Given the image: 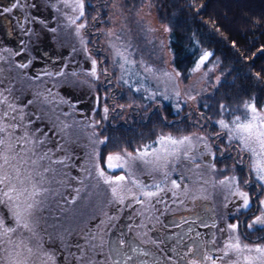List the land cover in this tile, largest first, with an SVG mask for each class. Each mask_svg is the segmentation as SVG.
Wrapping results in <instances>:
<instances>
[{"label": "rangeland", "instance_id": "1", "mask_svg": "<svg viewBox=\"0 0 264 264\" xmlns=\"http://www.w3.org/2000/svg\"><path fill=\"white\" fill-rule=\"evenodd\" d=\"M14 2L15 0H0V9L5 6L10 7ZM163 2L164 0H85V18L77 23H84L86 20L88 26L81 30L79 36L76 34V25L71 24L68 19L78 13L66 7L61 0H20L18 8L13 9L11 13L0 12V48L7 46V38L14 47L25 50L19 60L15 58L10 64L7 63L9 61L4 54L2 55L6 62L0 59V92L8 96L9 101L18 107H23L28 100L33 101L25 111L29 114L28 118L35 119L38 116L39 119L31 126L30 132L36 128H43L45 131L54 129L55 135L49 132V138L37 150L38 152L46 151L59 143L63 145L64 150L56 152L53 158L63 157L66 154L71 157L68 167L58 164L49 165L47 160L43 162L45 166L55 169V172L47 174L51 183H45L44 186L49 188L50 192L43 205V211L36 213L32 224L35 227L42 222L46 226L48 235L46 247L49 253L56 251L55 240L62 244L64 249L65 243L79 242L84 245L87 238L90 244L95 246L91 252L94 264H104L99 259L106 258L103 244L104 230L108 222L106 214L108 210L117 213V210L124 206V203L113 201L108 186L96 176L93 167L94 150H100L105 155L113 151L104 152V145L98 143V140L106 136L104 130L107 123L113 124L119 120L133 122L137 118L139 120L140 116L136 115L138 114L136 112L144 111V114H147L153 108L162 107L164 102L159 100L160 94L171 97L176 106L179 105L177 108L182 111L183 116L189 119V129L173 132L156 128L150 137L137 142L138 145L151 142L160 132H171L174 135L195 132L198 135L214 136L221 129L218 125L214 126L210 119L215 121L222 117L227 118L229 111L235 108L227 105L229 111L220 110L216 118L204 115L199 109L200 100L203 99L202 101L207 104L206 97L217 90L221 81L227 79L230 69H223L218 61L213 60L200 72L186 79L180 75L174 80H169L164 75L165 72H171L174 76L175 72L179 71L174 66L173 54L169 47L170 26L166 20L160 19L158 13ZM33 3L38 7H31ZM31 17L37 19L33 20ZM93 17L98 18L93 20ZM165 27L170 31H165ZM9 28H12L13 32L12 35L7 36ZM109 31L120 35L122 42L116 41L115 36L107 35ZM82 38L87 41L86 45L81 43ZM111 42L117 43L122 49L125 45L131 44V48L128 49L131 53L130 58L137 61V64L125 65L122 70L119 67L122 61L119 57H114ZM85 47L88 53H85ZM89 56L98 61L99 79L86 74L91 67ZM113 59L116 61L115 64ZM29 61L31 63L28 67H18L19 63ZM146 66H151L154 69L153 73L144 72L143 67ZM208 68L214 70L208 72ZM61 69L64 71L62 76L44 74L47 71L54 74ZM104 69L107 71L104 72ZM73 72L76 75H72ZM205 72H208L207 76L204 75ZM37 74L40 75L39 79H35ZM7 80L9 86L5 87L3 84ZM125 80L128 83H125ZM136 88L141 90L136 91ZM8 89H11L10 93ZM177 92L180 93L179 96L176 95ZM152 93L156 95L152 96ZM189 96L196 98L191 100L188 99ZM105 106L109 109L107 119H104ZM95 121L99 123L93 126ZM195 122L201 126H196ZM64 125L69 127L65 129ZM39 135L41 134L37 133V136ZM207 142L212 145L217 143L222 149L232 150L231 159H226L228 151L227 157L226 155V158L224 157L225 162L221 161L219 168L227 166V169L219 174L214 173L209 167H204L200 170L194 169L193 175L189 176L187 169L191 165L187 161L182 162L176 171H171L170 165L169 181L173 179L174 174H177L174 178L177 180L182 174L186 177L181 182V189L175 190V194L166 191L163 195L165 200L168 197L176 199L178 203L174 204V207L177 209L188 206L186 199L188 189H193L192 196L203 194L206 199L218 189L222 193L230 194L226 187L215 181L222 179L223 175L238 176V173H245V169L241 171L242 167L239 166L241 164L236 163L233 157L236 150L229 148L225 140L210 138ZM211 150L219 155V149L213 147ZM240 155L245 161L249 160L246 154ZM209 158L204 156L203 159L198 160L209 163ZM211 163H215L218 169V161ZM72 164L75 167H72ZM149 171L148 168L137 166L134 174L139 180L148 184H151L153 179L162 180L160 172H152L150 176ZM189 178L192 180L188 181ZM167 186H171L170 182ZM241 187L243 190L246 189L243 184ZM230 197L232 201L235 200L232 195ZM160 201L161 199L159 202L156 199L154 204L160 207L162 205ZM133 203L129 202V204ZM109 205H112V208ZM136 206L146 210L151 209V203L147 202ZM152 220H154L153 216H146L139 221L143 223ZM71 236L74 239H71ZM64 251L67 254V250ZM72 251L75 249L73 248ZM233 258L228 256L222 262L218 261V264H229Z\"/></svg>", "mask_w": 264, "mask_h": 264}, {"label": "snow or ice", "instance_id": "2", "mask_svg": "<svg viewBox=\"0 0 264 264\" xmlns=\"http://www.w3.org/2000/svg\"><path fill=\"white\" fill-rule=\"evenodd\" d=\"M61 2L66 7H70L73 12L78 13L68 19L71 24L76 25V34L79 36L81 30L88 26L86 20L84 23H77V21L85 18V0H61ZM19 5L20 0H15L10 7L5 6L0 9V12L11 13ZM31 7L37 8L38 5L33 3ZM25 18L27 19V17ZM97 18L93 17V20ZM31 19L35 20L37 18L31 17ZM40 22L43 23V21ZM52 31H55V29H52ZM165 31H170V29L165 27ZM107 35L115 36L116 41L122 42L121 36L114 32L109 31ZM81 43L86 45L87 41L82 38ZM110 46L114 49V57H119L122 61L119 64L122 70L125 65L134 66L137 64V61L130 58L131 53L128 49L131 48V44L125 45L123 49L115 42H111ZM233 46L235 47V45ZM8 51L11 50L8 49ZM23 51L21 49L15 52L14 55L19 56ZM84 51L88 53L87 47L84 48ZM258 51L260 55H264V46ZM212 56L211 51L202 50L194 61L193 67L189 69V74L200 72L202 68L206 67ZM0 59H3V57L0 56ZM89 59L91 67L86 74L99 79L98 61L90 56ZM29 63L31 61L19 63L18 67L26 68ZM113 63H116L115 59H113ZM140 63L143 65L142 61ZM213 70L214 68H208V72ZM103 71L106 72L107 70L104 69ZM143 71L151 74L154 69L151 66H146L143 67ZM208 72H205L204 75L207 76ZM44 74L62 76L64 71L61 69L54 74L47 71ZM72 75H76V73L73 72ZM164 75L169 80H174L181 73L175 72L173 76L171 72H165ZM254 75L257 80L261 79L260 72H256ZM39 78L40 75L37 74L35 79ZM219 79L218 77V82ZM124 82L128 83L127 80ZM135 90L140 91L141 89L136 88ZM8 91L10 93L11 89H8ZM151 95L155 96L156 93ZM176 95L179 96L180 93L177 92ZM195 98V96L188 97L191 100ZM32 103V100H28L23 107H18L9 101L8 96L0 92V245L14 243L11 237L20 231V237L15 242L16 247L24 248L29 256L37 257L39 264H94L91 259V252L95 246L91 245L87 238H85L84 245L79 242L75 244L65 243L66 255L64 250H61L59 254H50L44 248L45 241L43 238L36 239L37 232L32 221L37 212L43 211V205L50 192V189L44 186L45 183H51L47 174L55 172V169L45 166L43 162L47 160L49 165L58 164L68 167V161L71 157L66 154L63 157L53 158L56 152L64 150L63 145L59 143L46 151H37L49 138V132H52L54 136L55 131L54 129L45 131L43 128L29 131L31 126L39 119L38 116L35 119L28 118L29 114L25 109ZM177 107L179 108V105ZM220 110L222 112L229 111L225 105H220ZM108 112L109 109L105 106L104 119H107ZM210 122L218 125L221 129L214 136L212 134L198 135L195 132L178 135L171 132H160L149 143L133 145L129 142L127 146L114 145V150L109 151L106 155L100 150H94L93 167L96 176L108 186L115 202L122 204L125 200H130V203L144 205L146 202L150 204L154 198L159 202V198L166 191L175 194V190L181 189V182L186 178L182 174L179 180L172 179L169 181L171 175L170 165L171 171H176L182 162L187 161L193 165L194 169H200L201 164L197 162L198 159H203L204 156H208L212 160L218 158L217 152L211 150L213 147L219 149V158H224L228 152L227 149L220 148L219 144L212 145L207 141L210 138L225 140L229 148L236 150V159L242 165L241 171L247 168L249 179H242L234 174L223 175V178L216 180L215 183L229 190L235 198L234 203L239 201L235 205L236 212L250 210L252 207L256 208L259 214L254 215L251 222L247 223L246 227L249 230L257 225L264 226V104L258 106L257 97L253 94L231 109L227 118L222 117L215 121L210 119ZM98 123V121L93 122V126ZM195 123L196 126H201L198 122ZM68 127L69 125H64L65 129ZM18 130L19 134H17ZM37 133L41 135L37 136ZM109 140L110 137L105 136L103 139L98 140V143L107 147ZM241 153L246 154L249 160L245 161L241 157ZM228 158H231L230 153H228ZM13 161H17V163L14 164ZM101 161H103V165H101ZM71 166L75 167L74 164ZM137 166L150 169V176L152 172H160L162 180L156 181L153 179L151 184L139 180L134 174V169ZM205 166L209 167L214 173L219 174L224 173L227 169V166L217 169L215 163H206ZM233 168H235V165H233ZM169 182L170 187L167 186ZM241 184L245 187L255 188L256 192L250 195L249 191L243 190ZM77 192H79V189H77ZM213 227H215V224H213ZM240 229L241 221L239 219H236L235 223H227L224 227H221L219 230L225 237L223 248L213 247L211 250L201 252L189 249V252L193 255L188 264H218V261L222 262L228 256L234 257L229 261V264H264V243L261 242L264 241V236L257 237L250 244L245 242L249 237L241 233ZM21 230H26L28 235L25 236ZM92 239H95V237H92ZM120 243L123 244L124 242L120 241ZM30 244L36 248V252H33V247H30ZM73 248L75 251H72ZM214 254L216 255L214 256ZM37 259H33L31 264H37ZM13 264H30V262L28 258H24L15 260Z\"/></svg>", "mask_w": 264, "mask_h": 264}, {"label": "trees", "instance_id": "3", "mask_svg": "<svg viewBox=\"0 0 264 264\" xmlns=\"http://www.w3.org/2000/svg\"><path fill=\"white\" fill-rule=\"evenodd\" d=\"M158 13L170 26L173 63L184 79L205 49L213 53L206 65L215 60L223 69H230L227 79L206 97L207 104L200 100L199 109L204 115L216 118L220 105L233 107L253 94L258 106L264 104V55L258 51L264 46V0H164ZM256 72H260V80ZM158 97L164 102L162 107L147 114L136 112L139 120L107 123L104 133L110 140L103 151L114 150L117 144L136 145L156 128L188 130L189 119L173 99L162 94Z\"/></svg>", "mask_w": 264, "mask_h": 264}, {"label": "flooded vegetation", "instance_id": "4", "mask_svg": "<svg viewBox=\"0 0 264 264\" xmlns=\"http://www.w3.org/2000/svg\"><path fill=\"white\" fill-rule=\"evenodd\" d=\"M12 32V28H9L6 35H12ZM6 42L7 46L0 48V54L1 56L4 54L7 61H9L7 63L10 64L15 58L19 60L20 55L17 56L14 53L21 49L14 47L10 39L6 38ZM8 49L11 51H8ZM1 60L6 62L3 59ZM9 80L3 84L5 87L9 86ZM228 151L232 155V150L229 149ZM233 157L235 162L238 163L236 159L237 152H235ZM225 158H219L218 155V160L209 158L208 162L218 161L219 169L222 159ZM197 162L201 164L200 169L206 168L205 162L199 160ZM190 165L187 170L188 175L192 176L195 170L193 165ZM239 175L242 179H244V175L246 176L245 179H249L247 168H245V173H238ZM176 176L177 174H174L173 179ZM191 180L189 178L188 181ZM245 188V191H249L250 195L256 192L255 188ZM192 190H187L186 199L188 206L182 209L174 207V204L178 203L176 199H169L168 197L165 200L164 194H162L159 198L162 205L160 207L155 205L154 201L156 199L154 198L151 201L150 210L136 206V203L129 204V200H125L124 206L121 209L119 208L117 213L114 210H108L106 215L108 222L105 226L103 242L106 258L104 260L99 259V261L104 264H188L193 255V253L189 252V249L201 252L211 250L213 247L217 249L223 248L225 238L219 229L227 223H235L236 219L241 221V233L249 237L247 242L255 241L257 237L264 236V226L257 225L251 230L246 227L247 223H250L251 219L254 218V215L259 214L255 207L238 213L235 205L239 201L234 203V200H231L230 192V194L228 192L222 193L218 189L213 191L215 193L212 192L210 194V198L206 199L203 194L192 196ZM109 207L112 208V205H109ZM146 216H153L154 220L143 223L139 221L141 218H146ZM213 224H215V227H213ZM34 229L37 232L36 239L40 240L43 238L45 241L44 248L47 250L48 235L46 226L40 222ZM21 231L24 232L25 236L28 235L26 230ZM20 234L21 232L18 231L15 236L11 237L14 243L0 245V264H13L15 260L24 258H28L31 264L33 259H37V257L29 256L26 249L16 247L15 242L18 241ZM71 237V239H74L73 236ZM55 241L56 251L53 253L59 254L64 249L62 244L57 242V240ZM120 241L124 243L121 244ZM29 246L33 247V252L37 251L32 244ZM64 254L66 255L65 251ZM37 264H39L38 259Z\"/></svg>", "mask_w": 264, "mask_h": 264}]
</instances>
